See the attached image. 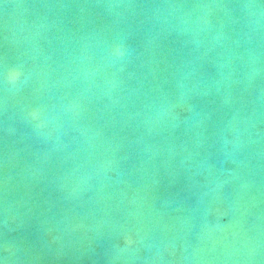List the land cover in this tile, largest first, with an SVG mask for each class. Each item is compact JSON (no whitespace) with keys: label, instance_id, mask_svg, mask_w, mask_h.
<instances>
[{"label":"water","instance_id":"water-1","mask_svg":"<svg viewBox=\"0 0 264 264\" xmlns=\"http://www.w3.org/2000/svg\"><path fill=\"white\" fill-rule=\"evenodd\" d=\"M0 264H264V0H0Z\"/></svg>","mask_w":264,"mask_h":264}]
</instances>
